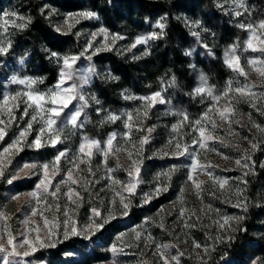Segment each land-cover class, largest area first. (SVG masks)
<instances>
[{"label": "rangeland", "instance_id": "374dc122", "mask_svg": "<svg viewBox=\"0 0 264 264\" xmlns=\"http://www.w3.org/2000/svg\"><path fill=\"white\" fill-rule=\"evenodd\" d=\"M193 1L195 5L191 12H180L179 17L189 33V42L182 46V52L189 59L188 64L193 76L190 83L183 87V94L196 99L198 110L195 113L188 112L187 108L175 99L176 95L166 70L155 75L153 82L139 79L135 84L131 82L124 85L120 90L121 104L117 111L97 103L95 79L98 77L101 82L109 84L116 81L108 65L103 62L105 56L112 53L139 66L138 63L157 51L155 43L158 38H149L135 47L132 45L137 38L150 36L151 33H157L160 37L164 28L156 27V23H163V16L155 15L141 27L127 30L122 26H107L105 20L87 5H81L75 11L51 10L48 17L55 31L61 35L72 34L77 42V46L66 48L65 52L58 54L61 57H79L74 65L78 76L87 74L90 67L95 69V73L90 76L89 82L81 87L87 100V106L81 115L83 126L72 128L65 125L61 118L57 127L63 128L64 131L61 133V142L55 147L48 143V132L41 133V128L46 127L45 121L37 114L35 106L31 105L27 97L21 95L15 101L10 100L8 107L12 109L11 113L7 108L0 109V129L5 132L4 139L0 140V153L14 140L22 142L21 151L10 149L9 153L0 155V164L5 165L4 176L0 177V213L7 217L0 218V245L11 251L7 245L8 233L18 243L25 234L29 239H34L37 233L30 229L39 228L40 239L46 244L55 242L54 247L69 239H76L73 248L56 257L57 260L53 264H164L157 247L159 245L169 246L165 251L169 264H182V259L202 257L206 248L211 247L214 242L229 239L233 225L243 209L241 179L242 173L248 169L250 153L254 149L248 133L255 127L252 122L251 129L240 124L242 115L236 113L235 104L246 103L248 107L257 108L263 102L264 76L260 75L259 70L262 68L261 61H264V52L259 49H264V43H261L264 40V29L259 25L264 19L254 22L246 13L243 0H212L215 18L228 30L222 39L216 36L212 29L209 23L211 14L201 0ZM84 12H93L95 16L87 18L79 15ZM260 15L263 17L264 9ZM27 20V9L22 0L0 3V46L8 49L6 54H0V105L3 104V95L13 96L27 90L24 85L12 83L13 76L18 79L31 78L42 81L35 85L42 92L53 88L59 79L61 62L51 56L54 51L45 48L42 50L55 77L54 82L48 84L50 74L38 68L31 51L22 46L20 31L23 27L16 25H24ZM101 27L107 30V39L99 32ZM113 35L123 38L113 41ZM250 39L257 51L247 47ZM96 48L100 51L95 52ZM233 49L234 54L240 58V66L246 76L240 75L234 67H229L225 62L226 53ZM196 55L200 60L207 61V56H210L218 62L224 73L218 88L212 86L207 74L194 63ZM249 60L255 63L250 65ZM201 75L206 77L207 86L213 90V95L220 97L219 100H214L207 93H195V89L201 85ZM75 82L81 84L78 78ZM68 83L71 84L72 81ZM236 88L245 89L247 94L236 92ZM229 89L231 91H228ZM225 91H228L227 96L223 95ZM156 92L161 93L164 103L147 107L146 102L139 99ZM125 96L137 98L125 99ZM79 104L78 99L73 100L69 109L74 110ZM224 107L232 109L227 121L222 120L217 111H222ZM110 113L120 116V119L107 120L106 117ZM129 113L133 116L131 121H128ZM206 113L207 118H204ZM184 114L188 116V120H184ZM34 115L35 120L32 119ZM90 116H95L94 123L103 131L102 134H89L87 120ZM197 120L201 121L200 125L195 124ZM213 122L216 124L215 128L212 127ZM126 123L131 127L126 128ZM201 126L211 131L214 136L211 141H205L204 149H200L198 144L193 145V140L201 139L198 131ZM21 132H25L23 137L20 136ZM113 133L116 134V139L107 155L93 150L90 160L84 156L74 159L79 155L78 148L83 137L95 139L103 147ZM38 135L42 144L39 148L32 143ZM145 137L147 143L141 145L140 140ZM178 143L180 149L176 148ZM185 147L188 151L184 155H177V152L184 151ZM59 151H66L67 156L61 158L55 169L50 167L49 176H52L53 171L56 174L52 185L49 186V192L56 191L53 185L62 179L65 183H59V191L55 197L44 193L42 201L38 203L27 193L36 190L35 186L44 177V172L39 167L23 169V165L25 162L52 165ZM192 156L197 160L195 168L190 167ZM237 160L241 163L237 164ZM245 164L248 166L244 167ZM135 167L140 169L139 182L134 194H129L123 186L133 179L129 176V171L135 176ZM20 169L23 171H19ZM69 169L73 179L77 180L75 184L66 180ZM17 171L19 177L11 185L8 184V178ZM190 174L192 180L188 179ZM221 179L227 180L223 188L218 183ZM114 180L120 183H114ZM157 188L161 189L158 194ZM69 189L73 193L71 200L65 195ZM14 194H19L18 199L11 198ZM146 194L151 195L147 202ZM121 196L126 198V202L130 201L127 215L123 214ZM261 201L259 228L255 232L253 244L250 245L252 252L238 254L233 261L226 260V264H264V188ZM92 208L99 209L105 217L109 214L115 216L94 234L87 229V225L91 223ZM32 209L36 210L37 215H31ZM132 209L135 215L130 216ZM65 211L68 216L64 215ZM41 215L50 221L49 227L53 221L57 224V227L52 229L50 238L47 236L48 230L44 227ZM226 218H230L227 223ZM26 220L29 221L28 224L25 223ZM65 220H69V229L74 221L77 235L69 234L65 237ZM196 244L201 247L197 248ZM54 247L37 246L36 251L27 257L22 256L26 246L21 247L18 248L21 256L12 259H22L23 264H49L41 254ZM113 247L116 248L115 253L112 251ZM2 255L0 253V257ZM172 256L177 259L172 260Z\"/></svg>", "mask_w": 264, "mask_h": 264}, {"label": "trees", "instance_id": "16d2710c", "mask_svg": "<svg viewBox=\"0 0 264 264\" xmlns=\"http://www.w3.org/2000/svg\"><path fill=\"white\" fill-rule=\"evenodd\" d=\"M10 0H0L1 2ZM27 9V21L20 31L21 44L31 51L38 68L49 73V82L55 80L52 68L44 58L43 48L54 52H65L77 46L72 34L61 35L53 28L51 19L48 17L51 10L75 11L81 5H87L90 10L96 11L106 22L107 26H119L127 30L150 22L153 16H163L164 30L158 37L155 45L157 51L148 56L139 66L127 62L126 59L112 53L107 54L103 62L108 65L109 71L116 78L113 83H104L97 77L94 81L96 99L104 106H110L115 111L121 104L120 90L126 84L136 83L137 80L154 81L155 75L166 70L169 74L170 85L174 90L175 99L185 106L188 112H196L198 106L196 99L183 94V87L192 80V70L188 64L189 59L182 52V46L189 41V33L185 24L179 17L180 12H191L193 0H22ZM246 13L254 22H260V15L264 9V0H243ZM201 3L210 12L209 23L212 25L216 36L224 39L228 30L216 18L212 0H201ZM133 24V25H132ZM132 25V26H131ZM126 29H123L126 31ZM71 54H75L72 53ZM207 61L194 57V63L199 65L205 72L214 88H218L224 73L219 68L215 59L207 56ZM174 80V82H173ZM263 102L257 108L248 107L246 103L235 104L236 113L242 115L240 124L251 129L252 122L255 127L250 130L251 142L254 146L250 153L248 169L242 173V206L233 232L229 239L222 242H214L206 248L205 254L197 259H182V264H226V260L233 261L238 254L252 252L250 245L255 240V232L259 228L261 213V193L264 188V94ZM88 111V108L86 112ZM95 116L87 120L90 135H100L102 130L94 123ZM250 125V126H249ZM151 169V167H150ZM133 209L130 216L135 215ZM76 239H69L59 243L53 249L44 251L41 255L49 264L73 248Z\"/></svg>", "mask_w": 264, "mask_h": 264}, {"label": "snow or ice", "instance_id": "6c2138e0", "mask_svg": "<svg viewBox=\"0 0 264 264\" xmlns=\"http://www.w3.org/2000/svg\"><path fill=\"white\" fill-rule=\"evenodd\" d=\"M237 14H239V13H237ZM13 15H15V14H13ZM79 15H82V16L87 17V18H91V17L95 16V13L84 12V13H80ZM16 26L21 27V28L24 27L23 24L16 25ZM156 27L163 29L164 24L161 21H157ZM259 27L261 29H264V22H261ZM57 30L59 31V29H57ZM99 32L104 34L105 38L107 39L108 32L105 28L101 27L99 29ZM95 35L96 34L94 33L93 36H95ZM161 35H162V33H161ZM194 35H195V33H194ZM253 36H255V32H253ZM122 38L123 37H118L116 35L112 36L113 41H115L116 39H122ZM149 38H158V35H157V33H151L150 36L139 37V38H137L135 44L132 45V47H135L136 44L145 43ZM261 43H264V40H262ZM89 47H91V42H89ZM105 47H107V45H105ZM247 47L250 48L252 51L258 50L252 46L251 39L247 42ZM259 50L264 52V49H259ZM7 51H8V49L6 47L0 46V54H6ZM98 51H100V49L96 48L95 52H98ZM95 52L93 54H95ZM234 52H235V49L231 50V52H229V53H226L225 62L228 64L229 67H234V70L238 71L240 75L246 76L245 71L240 66V62H239L240 58L238 55H235ZM190 54L191 53H186V55H190ZM81 55H83V53ZM51 56L56 58L58 62H61V70L59 73V79H58L57 83L55 84V86L53 88H49L47 90V92H42V91H39L35 87V85L37 83H40L42 81H37V80L31 79V78L18 79L16 76H13L11 78V82L14 84L24 85L27 90L24 91L23 93L18 92L13 96L3 95L2 96L3 104L0 105V109L7 108L8 112L11 113L12 109L10 107H8L9 101L10 100L15 101L16 98L21 96V95L27 97V100L31 102V105L35 106L37 114L41 115V118L44 119V121H45L46 127L41 128V133L47 131L48 136H49L48 143H50L53 147H55L58 143L61 142V133L64 131L63 128L57 127L58 121L61 118H63V122L65 125H70V126H72V128H80L83 126V121L81 120V115H82L83 109L87 106V100L81 91V87L83 84H87L89 82V78L92 74L95 73V69L93 67H90L87 71V74L78 76L74 70V65L76 64V61L79 59V57H77L75 55L61 57L56 52H52ZM88 58L91 59V56H89ZM21 63H23V60H21ZM248 63L251 65V64H254L255 61L249 60ZM261 64H262V68L259 71H260V75L264 76V61H261ZM76 78H78L81 81V84L78 85L75 82ZM200 80H201V85L195 89V93H197V94L207 93L208 95L212 96V98L214 100H219L220 97L213 95V90L207 86L206 77L201 75ZM69 81H72V83L69 84L68 83ZM173 82H174V80H173ZM228 91H231V89H229ZM228 91H225V93H223V95L227 96ZM235 91L238 93H241V94H247L245 92V89H242V88H236ZM252 94L254 95V93H252ZM136 98L137 97H133V96H125V99H136ZM77 99L80 101V104L77 107H75L74 110L69 109V105L72 104L73 100H77ZM93 99H95V97H93ZM139 99L145 101L147 107H151L155 103H161L162 104L165 102L164 99L162 98L160 92L153 93L151 96L139 97ZM148 102H150V103H148ZM97 103H99V101H97ZM31 105H29V106H31ZM49 105H50V107H48ZM65 109H69V111L64 112ZM217 111H219V115H220L221 119L227 121L229 119L231 112H232V109L230 107H224L222 111L219 109H217ZM25 113H27V109H25ZM62 113H63V117H62ZM226 114H228V115H226ZM183 118H184V120L189 119L186 114H184ZM204 118H207V113L205 114ZM32 119L35 120L36 116L34 115L32 117ZM106 119L109 121H116L117 119H120V116L110 113L106 117ZM132 119H133V116L131 113H129L128 114V121H131ZM0 123H2V121H0ZM195 124L200 125L201 121L197 120V121H195ZM29 127H31L30 124H29ZM125 127L130 128L131 125L126 123ZM212 127L213 128L216 127L215 122H213ZM174 128H175V126H174ZM198 131H199V136L201 139L199 141L193 140V145L195 146L198 144L200 149H204V148H206L205 141H211L214 138V136H213V133L211 131L207 130L203 126L199 127ZM24 135H25V132L20 133L21 137H23ZM4 136H5L4 130L0 129V140H3ZM125 136H127V133H125ZM115 139H116V134L115 133L111 134L108 137L107 141L105 142L104 146L101 147V144L99 141H97L95 139H90L87 136H85V137H83L82 142L79 144V148H78V154L79 155L77 157H75L74 159H77L80 156H84L90 160L92 155H93V150L104 152V154L107 155L108 152L112 150L113 141ZM32 143L37 148L41 147L42 146L41 137L38 135ZM145 143H147L146 137L142 138L140 140L141 145H143ZM21 144H22V142L20 140H14L11 145L3 148V152L0 153V155H3V153H9L10 149H16V151H21L22 150V147H20ZM180 147L181 146L178 143L176 145V148L180 149ZM116 150L119 151V149H116ZM187 151H188V149H187V147H185L184 151H182V152L178 151L177 155H184ZM66 156H67L66 151H59L58 154L56 155L55 161L52 165H50L48 163H44L42 165H37L36 163L25 162L23 165V169H35V168L39 167L44 172V177L41 178L39 183H37L35 186L36 190H33V191L27 193V195H29L32 198H35L38 203L42 201L44 193H47L48 195L55 197L56 192L59 191V183H65V180L62 179L58 184L53 185L56 188V191L49 192V186L52 185V180L56 174L55 171H53L52 176H49V169H50V167L55 169L56 164L61 160V158L66 157ZM81 162H83V161H81ZM236 163L240 164L241 162H240V160H237ZM196 165H197V160H196L195 156H192V163H191L190 167L195 168ZM243 166L247 167L248 165L245 164ZM4 167H5V165L0 164V177L4 176ZM23 169H20L19 171H23ZM19 171H17V173L15 175L8 178V180H7L8 184L11 185L13 183V181L19 177ZM139 172H140L139 167H135V176H133L132 171H129V176L133 177V179L130 180L127 184H125L123 186L125 191H127L129 194H134V192H135V189H136L137 184L139 182V179H138L139 178ZM188 179L192 180L191 174L189 175ZM66 180H70L72 184L77 183V180L73 179V177H72L71 169H69L67 174H66ZM113 182L117 183V184L120 183V181H115V180ZM218 183L220 184V187L223 188L224 185L227 183V180L221 179V180H218ZM196 186L199 187L198 184ZM160 191H161V189L157 188L156 194H158ZM65 195H67L69 200H71L72 195H73L71 189H69V192L65 193ZM18 196H19V194H14L11 198L13 200H16V199H18ZM150 198H151V195L146 194L145 202H147ZM120 203L124 209L123 214L127 215L128 214L127 210L129 208L130 201L126 202V198L121 196ZM91 212H92V216L90 217L91 223H89L87 225V229L90 230L93 234L96 231H100L101 229H103L105 224H107L110 219L115 218V216L112 214H109L108 217H105L103 215V213L97 208H92ZM31 215H33V216L37 215V212L35 209H32ZM64 215L68 216V212L65 211ZM181 215H183V212L181 213ZM0 218L7 219V217H4L3 213H0ZM41 218L44 221V227L48 230L47 236L50 238L52 235V229L56 228L57 224L53 221L51 223V227H49L50 221L47 218H44L42 215H41ZM69 219H71V218H69ZM228 219H230V218L225 219V223H227ZM25 223L28 224L29 221L26 220ZM68 225H69V220H65L64 221V228H65L64 235H65V237L69 236V234L77 235L78 232H77V228L74 226V221H73V226L70 229H69ZM221 227H223V225H221ZM30 231H35L37 233L35 238L29 239L28 235L25 234L22 241H20L18 243L16 242L15 238L10 233H8L7 245L11 248V251H8L4 247V245H0V253L3 254L2 257H0V260H2V264H23L22 259L21 260H13L12 259L13 257H20L21 256V253L18 251V248L26 246V250L22 253V256L27 257L31 254V252L36 251L37 246H39V247H46V246L54 247L55 246V242H53L51 244H46L44 241H42L40 239L39 228L30 229ZM132 231H135V229H132ZM121 235H123V234H121ZM137 237H139V233H137ZM195 246L197 248L201 247V245H199V244H196ZM157 247H158V249H160L161 260L164 261V264H169V261L165 256V251L167 250V248L169 246L168 245H159ZM112 251H113V253H115L116 248L113 247ZM176 259H177L176 256H172V260H176Z\"/></svg>", "mask_w": 264, "mask_h": 264}]
</instances>
